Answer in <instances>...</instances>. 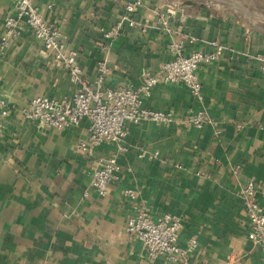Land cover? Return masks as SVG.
I'll list each match as a JSON object with an SVG mask.
<instances>
[{
  "label": "crops",
  "instance_id": "1",
  "mask_svg": "<svg viewBox=\"0 0 264 264\" xmlns=\"http://www.w3.org/2000/svg\"><path fill=\"white\" fill-rule=\"evenodd\" d=\"M129 1L34 5L77 54L91 83L105 61L106 87L140 88L144 72L155 74L174 57L173 42L186 55L216 51L217 43L221 57L199 70L202 100L183 83L159 84L144 98L172 123H128L122 145L83 151L78 145L90 140L87 122L56 129L22 117L33 98L71 96L79 85L28 29L3 48L5 20L16 12L13 0H0V95L12 107L8 117L0 116V264H175L166 256L150 261L146 248L128 236V221L139 208L155 219H182L181 248L197 240L188 264H264L263 248L248 236L242 194L247 182L264 185V26L199 0H143L132 14L136 25L126 22L105 38ZM169 1L180 6L164 25L157 10ZM186 1L193 4L183 6ZM199 113L208 116L207 124L183 126ZM113 157L120 179L101 196L91 173ZM126 189L138 198L131 201ZM258 199L264 207V196Z\"/></svg>",
  "mask_w": 264,
  "mask_h": 264
},
{
  "label": "built area",
  "instance_id": "2",
  "mask_svg": "<svg viewBox=\"0 0 264 264\" xmlns=\"http://www.w3.org/2000/svg\"><path fill=\"white\" fill-rule=\"evenodd\" d=\"M16 14L5 20V33L2 38L3 48L22 30H30L43 44L44 52H51L55 59L63 63L71 77V81L79 85V89L71 96L63 98L39 96L21 109L22 117L44 128L63 129L88 123L90 140L81 142L78 148L83 151L95 149L103 144L122 145L128 135L127 124H141L146 121L169 124L173 122L170 114L147 108L144 98L152 94L159 84H185L198 99L202 100L203 85L199 78V70L213 61L219 60L223 46L214 43L216 51H195L183 53V45L173 42L170 49L174 57L162 64L155 74L143 73V84L140 88L120 86L106 87L109 67L105 61L97 65V77L93 83L85 78L79 66L77 54L68 51L59 30L44 19L34 5V0H13ZM143 6V0H130L126 5V14L115 26V31L104 33L110 39L117 35L122 25L128 22L136 25L132 14ZM180 4H165L157 10V16L164 25L173 18ZM147 28V27H146ZM264 73V58L260 59ZM12 107L0 95V116L8 117ZM204 113L189 115L183 120L185 128H202L209 122ZM120 164L116 157L102 161L91 173L93 188L106 196L113 182L119 181ZM243 205L249 220V239L260 245L264 252V207L258 196H264V185L247 182L242 188ZM125 196L131 201L138 198L133 189H126ZM183 228L182 219L172 214H164L153 218L145 208L137 209L129 219L126 232L132 241L140 242L147 250L148 259L154 261L160 256L175 264H188V255L197 247V240L192 239L188 248L180 246V234ZM230 264V263H229Z\"/></svg>",
  "mask_w": 264,
  "mask_h": 264
},
{
  "label": "rangeland",
  "instance_id": "3",
  "mask_svg": "<svg viewBox=\"0 0 264 264\" xmlns=\"http://www.w3.org/2000/svg\"><path fill=\"white\" fill-rule=\"evenodd\" d=\"M173 1V0H172ZM208 6H220L227 10H236L247 21L264 26V0H199ZM173 2H168L171 4Z\"/></svg>",
  "mask_w": 264,
  "mask_h": 264
},
{
  "label": "water",
  "instance_id": "4",
  "mask_svg": "<svg viewBox=\"0 0 264 264\" xmlns=\"http://www.w3.org/2000/svg\"><path fill=\"white\" fill-rule=\"evenodd\" d=\"M192 4H193V2H191V1H186V2L183 3V6H190V5H192Z\"/></svg>",
  "mask_w": 264,
  "mask_h": 264
}]
</instances>
